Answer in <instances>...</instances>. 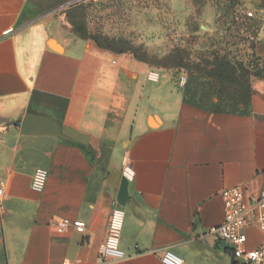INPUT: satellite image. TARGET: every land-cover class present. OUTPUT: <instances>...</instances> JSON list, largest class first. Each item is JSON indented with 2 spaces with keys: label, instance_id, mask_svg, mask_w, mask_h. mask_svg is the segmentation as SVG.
<instances>
[{
  "label": "crops",
  "instance_id": "obj_1",
  "mask_svg": "<svg viewBox=\"0 0 264 264\" xmlns=\"http://www.w3.org/2000/svg\"><path fill=\"white\" fill-rule=\"evenodd\" d=\"M33 1L0 0V264H102L119 203L110 180L128 165L127 258L109 264H163L165 251L184 264H236L232 247L206 233L224 221V190L262 188L264 79L242 111L189 104L170 76L52 33L30 18ZM243 2L264 24V0ZM254 54L264 62V25ZM26 115L78 138L23 133ZM37 169L49 172L43 191L32 185ZM63 220L85 222V233L58 234ZM243 232L248 250L264 242L254 224Z\"/></svg>",
  "mask_w": 264,
  "mask_h": 264
},
{
  "label": "rangeland",
  "instance_id": "obj_2",
  "mask_svg": "<svg viewBox=\"0 0 264 264\" xmlns=\"http://www.w3.org/2000/svg\"><path fill=\"white\" fill-rule=\"evenodd\" d=\"M74 1L34 0L30 18L115 63L170 76L196 105L239 110L264 79L252 50L264 24L243 0Z\"/></svg>",
  "mask_w": 264,
  "mask_h": 264
},
{
  "label": "built area",
  "instance_id": "obj_3",
  "mask_svg": "<svg viewBox=\"0 0 264 264\" xmlns=\"http://www.w3.org/2000/svg\"><path fill=\"white\" fill-rule=\"evenodd\" d=\"M249 15L253 16V13H249ZM150 78L156 80L158 76L156 73H152ZM122 173L128 182L135 175L130 165L126 166ZM48 178V171L37 169L33 176V188L43 191ZM1 182L0 178V207L2 200L6 197ZM222 198L224 200V221L221 225L208 229L206 235L211 236L216 242H225L231 246L236 264H264V242L258 248L248 250L246 248L247 236L243 232L246 226L254 224L264 233V181L259 192H251L248 187L245 189V187L237 186L224 190ZM124 221V208L116 202L108 224L106 239L99 248V258L102 264L118 262L127 258L120 248ZM53 225L58 234H65L71 228L78 233L86 231V224L81 220L55 221ZM161 261L163 264H184L183 260L171 251H165Z\"/></svg>",
  "mask_w": 264,
  "mask_h": 264
},
{
  "label": "water",
  "instance_id": "obj_4",
  "mask_svg": "<svg viewBox=\"0 0 264 264\" xmlns=\"http://www.w3.org/2000/svg\"><path fill=\"white\" fill-rule=\"evenodd\" d=\"M81 0H76L71 2L68 5H72L77 3ZM53 47V46H52ZM56 49L55 47H53ZM21 132L29 134H44V135H53L60 138H63L67 141L76 140L78 138L77 134L74 131L68 130L63 128L58 122L44 118V117H37L33 115H26L20 125ZM116 177V179H115ZM118 182L119 184V194H118V201L122 206H125L128 200V186L129 182L121 177V174L118 173L114 175L110 183Z\"/></svg>",
  "mask_w": 264,
  "mask_h": 264
},
{
  "label": "trees",
  "instance_id": "obj_5",
  "mask_svg": "<svg viewBox=\"0 0 264 264\" xmlns=\"http://www.w3.org/2000/svg\"><path fill=\"white\" fill-rule=\"evenodd\" d=\"M258 41V40H257ZM257 43V42H256ZM256 43L253 45V47H252V50H253V56L255 57V59H257L258 61H259V63L262 65V69H260L259 71H260V73L262 72V74L264 73V62L263 61H261L258 57H256V55L254 54V48H255V45H256ZM216 67H220V66H216ZM225 70H228V67H226L225 68ZM258 75H260V74H258ZM184 98H185V96H184ZM185 101L187 102V103H189V104H192V105H195V106H199V105H196V104H194V103H192V102H189V101H187L186 100V98H185ZM251 101V100H250ZM249 101V102H250ZM249 104V103H248ZM247 104V105H248ZM246 105V106H247ZM246 106H244L243 108H241V109H239V110H211V111H242L243 109H245V107ZM201 107V106H200ZM204 108V107H203ZM206 109V108H205ZM209 110V109H208Z\"/></svg>",
  "mask_w": 264,
  "mask_h": 264
},
{
  "label": "bare ground",
  "instance_id": "obj_6",
  "mask_svg": "<svg viewBox=\"0 0 264 264\" xmlns=\"http://www.w3.org/2000/svg\"><path fill=\"white\" fill-rule=\"evenodd\" d=\"M51 45H52L53 47H55L56 49H58V50L61 49L60 47H58V46L56 45V42H55V41H52V42H51Z\"/></svg>",
  "mask_w": 264,
  "mask_h": 264
}]
</instances>
